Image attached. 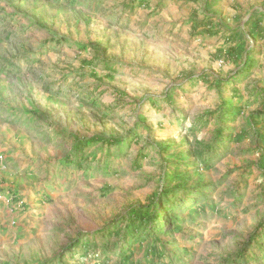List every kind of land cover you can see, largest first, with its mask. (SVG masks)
<instances>
[{
	"label": "rangeland",
	"instance_id": "obj_1",
	"mask_svg": "<svg viewBox=\"0 0 264 264\" xmlns=\"http://www.w3.org/2000/svg\"><path fill=\"white\" fill-rule=\"evenodd\" d=\"M263 90L264 0H0V264H121L95 234L197 192L131 264H264Z\"/></svg>",
	"mask_w": 264,
	"mask_h": 264
},
{
	"label": "trees",
	"instance_id": "obj_2",
	"mask_svg": "<svg viewBox=\"0 0 264 264\" xmlns=\"http://www.w3.org/2000/svg\"><path fill=\"white\" fill-rule=\"evenodd\" d=\"M262 37L263 34L260 32L257 38L261 39ZM168 100L171 101V98ZM227 110L228 111H226V113L232 114L234 115V117H236V115L241 113L240 108H233V106H230ZM219 134L221 137L222 136L221 132H219ZM101 141H104V138L97 136H94L87 141L79 140L77 144L73 147L72 153L66 156V161L78 168L82 167L84 158H82L81 152H83V150L86 148L87 145H90L91 143L92 144L99 143ZM107 141L110 144L119 143L118 139L107 140ZM183 178H184L183 175L174 177L175 180H183ZM181 188L183 187L180 186L179 189ZM162 193L164 194L165 197L166 196L169 197L171 196L172 191L165 190ZM201 195L202 194L198 192L195 194L188 193L185 194V196L182 197L181 200H176V199L175 200L172 199V201L167 200L164 206H160V204L155 201L147 209L139 208L137 210H133L131 214L124 221L125 222L124 230L121 231L119 230L120 227H114L112 229H109L107 233L103 231H99L95 235H108L109 237H111L112 235H116L118 238H120L121 242L124 245V248L122 249V254L120 255L121 257L120 263L131 264L132 263L131 260L133 256V248L131 247L132 245L140 242L143 237L149 238L151 239V241H155L158 240V238L162 234H169L170 232H172V230H175V232L178 231L180 228L177 227L178 224L177 222L179 220H181V222L183 221L182 220L183 218L181 219L182 214L178 212H182L183 210H185V208H181L183 205L181 202H186L188 200L187 205H190L189 209L194 208L196 210L193 213H197L198 211L197 205H200V203H202ZM194 197H198V198L195 199ZM210 208L214 210L215 207L211 205ZM199 211H203L204 215H206L207 206L205 205L199 207ZM170 220H172V222ZM171 223L173 224V227H171V230L169 228L167 229V227ZM260 227H264V223H262ZM144 229L146 230V234L142 235V231ZM87 238L88 235L85 236L82 240L75 243L72 248V251H74L78 245L90 247L92 244L89 242ZM255 242L257 241H254V243ZM253 246H251L252 249H255L256 247H258V244L255 243ZM103 247L105 250L109 248L108 244H104ZM152 250L153 252H157V247L155 246ZM259 253L261 254V256L263 255L261 259L264 260V254L261 251ZM161 255L162 254H160V256ZM242 257L244 258L243 262L244 260L247 262L250 261L252 264L255 261V259L251 258L252 255L250 254V252H248V254H242ZM152 264H155V262H152ZM258 264H262V263H258Z\"/></svg>",
	"mask_w": 264,
	"mask_h": 264
}]
</instances>
